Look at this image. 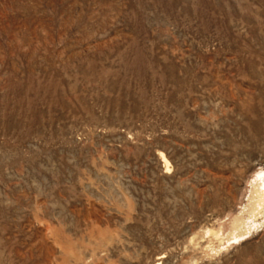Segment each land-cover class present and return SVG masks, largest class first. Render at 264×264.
I'll use <instances>...</instances> for the list:
<instances>
[{
	"label": "rangeland",
	"instance_id": "1",
	"mask_svg": "<svg viewBox=\"0 0 264 264\" xmlns=\"http://www.w3.org/2000/svg\"><path fill=\"white\" fill-rule=\"evenodd\" d=\"M0 264H264V0H0Z\"/></svg>",
	"mask_w": 264,
	"mask_h": 264
}]
</instances>
